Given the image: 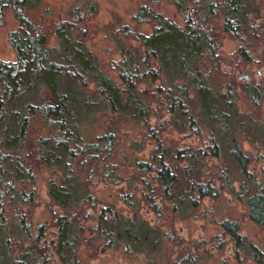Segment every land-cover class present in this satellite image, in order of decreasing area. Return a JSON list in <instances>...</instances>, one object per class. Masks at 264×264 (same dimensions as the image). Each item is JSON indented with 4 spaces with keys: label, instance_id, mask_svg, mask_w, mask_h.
Masks as SVG:
<instances>
[{
    "label": "trees",
    "instance_id": "1",
    "mask_svg": "<svg viewBox=\"0 0 264 264\" xmlns=\"http://www.w3.org/2000/svg\"><path fill=\"white\" fill-rule=\"evenodd\" d=\"M157 1L138 5L130 16L151 24L148 34L128 24L109 32L119 56L110 64L114 77L75 34L78 23L96 13L93 2L69 9L47 32L31 16L43 0H0V26L7 10L18 22L7 36L15 60L0 59V264H82L79 249L89 239L130 258L143 255L144 264H158L168 242L176 247L166 253L168 264H200L210 257L199 251L206 241L185 243L151 225L140 210L193 218L203 199L224 192L264 227V181L250 169L264 162V85L239 84L220 70L214 28L220 21L219 30L241 42L242 62L251 63L256 47H264L262 8L257 0H167L179 25L152 7ZM239 88L250 105L246 111L238 108ZM164 114L157 125L150 122ZM123 122L139 126L141 138L126 145ZM169 126L205 135V144L168 146L161 132ZM149 142L144 157L139 153ZM40 166L55 176L46 182L50 217L34 225ZM93 177L119 186L126 212L98 201ZM218 226L211 237L217 249L230 242L237 256L264 264V251L240 233L236 220L223 218Z\"/></svg>",
    "mask_w": 264,
    "mask_h": 264
},
{
    "label": "rangeland",
    "instance_id": "2",
    "mask_svg": "<svg viewBox=\"0 0 264 264\" xmlns=\"http://www.w3.org/2000/svg\"><path fill=\"white\" fill-rule=\"evenodd\" d=\"M262 8V21H264V0H257ZM93 2L96 5V13L86 18L84 23H78L79 31L76 35L82 39L85 45L96 55L102 69L112 76L116 73L110 69V64L119 58L115 52L112 42L108 34L122 24H128L138 32L148 34L151 31V24H136L130 19L132 13L135 12L138 5L148 2V0H43L42 5L35 11L31 12V16L40 21L44 25L43 30L50 32L52 24L59 20L65 19L69 9L75 6H84L86 3ZM152 7L172 19L175 23L182 25V19L177 14L174 6L167 0H158L152 4ZM87 8V7H86ZM88 9V8H87ZM18 27V22L14 19L13 13L7 10L4 14V23L0 26V59L5 61H14L15 54L7 41L8 33ZM214 28L218 31L219 54L221 56L220 70L229 73V75L237 77L239 75L248 74L247 79L250 82L261 83L264 85V47L258 45L254 50V60L251 63H244L237 53V47L241 42L237 39L229 37L223 33L220 28V21L214 23ZM49 45H53L54 37L49 33ZM239 84L245 79L238 80ZM155 107V104H153ZM250 107L248 101L243 96V91L239 88L238 108L240 111H246ZM260 116L264 119V102L260 108ZM98 117V116H97ZM167 118V114L159 120L152 115L150 122L157 125ZM105 117L100 118L96 125L97 133L102 132L101 124ZM119 134L121 140L128 145V140L141 138L143 131L139 126L132 127L126 123L120 124ZM161 137L164 143L173 147L203 146L206 141L205 135H192L178 132L175 128L169 126L162 129ZM36 134H32L30 141L34 142ZM245 149H250L247 143H243ZM152 148L149 142L145 149L139 153L146 157ZM216 162L209 160V164ZM34 188L37 192L36 199L39 205L32 211V219L34 225L42 222L50 217L47 209L46 182L48 178L55 176L45 167L36 168ZM250 169L256 173L259 180L264 181V162L257 161L250 165ZM91 191L94 193L98 201L102 204L112 203L119 209L123 210L124 206L118 199L119 186L111 183L99 181L98 177H93ZM125 210V209H124ZM126 212V210H125ZM144 219L151 225H156L163 231H167L171 235L181 236L185 243L192 241H206L203 246L199 247V251L203 254H210V257L201 259L200 264H251L250 259L240 254L237 256L232 248V243L227 242L223 249H217L211 237L220 232L218 222L223 218H231L239 224L240 233L246 238L258 245L264 251V227H258L252 223L246 216L244 206L234 200L229 194L222 193L221 197L216 200L205 198L201 201L195 217L181 219L168 211H165L162 217H158L144 206L140 210ZM167 243V244H166ZM166 252L163 257L158 260V264H168L166 253H173L176 247H172L171 243L166 242ZM79 258L82 264H144L146 258L138 255L130 258L119 251H112L102 247L98 240L89 239L79 249Z\"/></svg>",
    "mask_w": 264,
    "mask_h": 264
},
{
    "label": "water",
    "instance_id": "3",
    "mask_svg": "<svg viewBox=\"0 0 264 264\" xmlns=\"http://www.w3.org/2000/svg\"><path fill=\"white\" fill-rule=\"evenodd\" d=\"M237 78H238V80H241V79L247 80L249 78V75L248 74L239 75Z\"/></svg>",
    "mask_w": 264,
    "mask_h": 264
}]
</instances>
